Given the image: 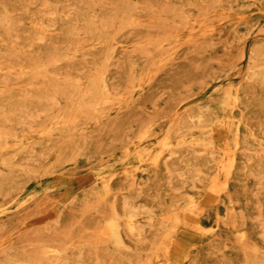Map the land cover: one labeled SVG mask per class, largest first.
Wrapping results in <instances>:
<instances>
[{"label": "rangeland", "instance_id": "1", "mask_svg": "<svg viewBox=\"0 0 264 264\" xmlns=\"http://www.w3.org/2000/svg\"><path fill=\"white\" fill-rule=\"evenodd\" d=\"M0 264H264V0H0Z\"/></svg>", "mask_w": 264, "mask_h": 264}, {"label": "bare ground", "instance_id": "2", "mask_svg": "<svg viewBox=\"0 0 264 264\" xmlns=\"http://www.w3.org/2000/svg\"><path fill=\"white\" fill-rule=\"evenodd\" d=\"M224 137V136H223ZM180 146V145H179ZM262 151V150H261ZM258 152V151H257ZM180 173V172H179ZM200 174V173H199ZM225 186V185H224ZM256 200V199H255ZM257 219H259V218H257ZM108 223V222H107ZM129 230H131V229H129ZM132 232V231H131ZM241 238V237H240Z\"/></svg>", "mask_w": 264, "mask_h": 264}]
</instances>
